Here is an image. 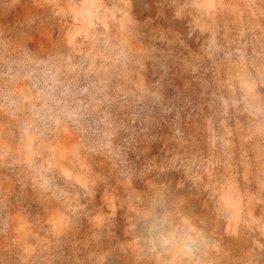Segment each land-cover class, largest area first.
I'll use <instances>...</instances> for the list:
<instances>
[{"label":"rangeland","instance_id":"rangeland-1","mask_svg":"<svg viewBox=\"0 0 264 264\" xmlns=\"http://www.w3.org/2000/svg\"><path fill=\"white\" fill-rule=\"evenodd\" d=\"M0 264H264V0H0Z\"/></svg>","mask_w":264,"mask_h":264}]
</instances>
